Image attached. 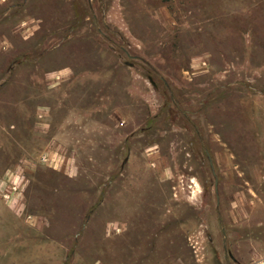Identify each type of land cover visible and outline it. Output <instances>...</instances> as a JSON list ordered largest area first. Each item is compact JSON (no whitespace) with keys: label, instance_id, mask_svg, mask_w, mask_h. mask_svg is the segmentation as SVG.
<instances>
[{"label":"rangeland","instance_id":"1","mask_svg":"<svg viewBox=\"0 0 264 264\" xmlns=\"http://www.w3.org/2000/svg\"><path fill=\"white\" fill-rule=\"evenodd\" d=\"M0 202V264H264V0H0Z\"/></svg>","mask_w":264,"mask_h":264},{"label":"crops","instance_id":"2","mask_svg":"<svg viewBox=\"0 0 264 264\" xmlns=\"http://www.w3.org/2000/svg\"><path fill=\"white\" fill-rule=\"evenodd\" d=\"M9 211V205L7 203L0 202V223L3 221V217H7ZM2 233V231H1ZM1 235V234H0ZM2 241V240H0Z\"/></svg>","mask_w":264,"mask_h":264}]
</instances>
